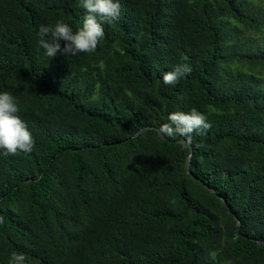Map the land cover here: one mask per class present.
Here are the masks:
<instances>
[{
  "label": "trees",
  "instance_id": "trees-1",
  "mask_svg": "<svg viewBox=\"0 0 264 264\" xmlns=\"http://www.w3.org/2000/svg\"><path fill=\"white\" fill-rule=\"evenodd\" d=\"M119 3L94 53L50 59L39 29L75 32L79 0H0V92L34 140L27 154L0 150V264L13 252L25 264H264L260 11L246 0ZM178 63L191 74L164 85ZM192 109L206 134L136 135Z\"/></svg>",
  "mask_w": 264,
  "mask_h": 264
},
{
  "label": "clouds",
  "instance_id": "clouds-1",
  "mask_svg": "<svg viewBox=\"0 0 264 264\" xmlns=\"http://www.w3.org/2000/svg\"><path fill=\"white\" fill-rule=\"evenodd\" d=\"M79 6L85 15L82 26L75 32L63 21L40 27V47L50 59L57 54L76 56L94 53L105 36L102 24L118 21L121 17L119 0H79ZM191 71L187 63H178L172 71L163 74L162 82L164 85L175 84L182 77L190 75ZM19 112L16 98L8 91L0 92V150L5 156L16 155L18 152L27 154L34 147L32 134L18 115ZM167 119L168 123L160 128V133L167 137H182L190 141L193 133L206 134L211 128L206 116L195 109L187 113L174 112ZM2 222L3 217H0V223ZM25 260L23 254L13 252L8 264H25ZM225 264L231 262L227 261Z\"/></svg>",
  "mask_w": 264,
  "mask_h": 264
},
{
  "label": "water",
  "instance_id": "water-1",
  "mask_svg": "<svg viewBox=\"0 0 264 264\" xmlns=\"http://www.w3.org/2000/svg\"><path fill=\"white\" fill-rule=\"evenodd\" d=\"M148 129H154V130L158 133L159 137H160L162 140L167 141V142L170 141L169 139H167L164 135H162V134L160 133V130H159L158 128H151V127L142 128V129H141L136 135H139L141 132H144L145 130H148ZM179 143H182V144H188L186 141H179ZM191 155H192V149H191V153H190L189 157L187 158V162H186L187 173H188L189 175H191V171H190V168H191V164H190V158H191ZM202 184H203V183H202ZM206 188H208V187L206 186ZM211 191H212V190H211ZM212 192H214V191H212ZM237 235H238V236H241V234H240V224H239L238 221H237ZM257 242L260 243V244H264V241H257Z\"/></svg>",
  "mask_w": 264,
  "mask_h": 264
},
{
  "label": "rangeland",
  "instance_id": "rangeland-1",
  "mask_svg": "<svg viewBox=\"0 0 264 264\" xmlns=\"http://www.w3.org/2000/svg\"><path fill=\"white\" fill-rule=\"evenodd\" d=\"M250 5L253 4V7L260 11L263 20H264V0H246ZM261 40H264V36H260Z\"/></svg>",
  "mask_w": 264,
  "mask_h": 264
}]
</instances>
